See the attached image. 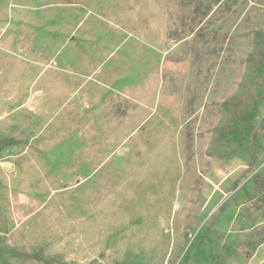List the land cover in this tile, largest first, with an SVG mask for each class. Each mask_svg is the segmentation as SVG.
Here are the masks:
<instances>
[{"label":"rangeland","instance_id":"1","mask_svg":"<svg viewBox=\"0 0 264 264\" xmlns=\"http://www.w3.org/2000/svg\"><path fill=\"white\" fill-rule=\"evenodd\" d=\"M260 33L264 0H0V264H264Z\"/></svg>","mask_w":264,"mask_h":264},{"label":"trees","instance_id":"2","mask_svg":"<svg viewBox=\"0 0 264 264\" xmlns=\"http://www.w3.org/2000/svg\"><path fill=\"white\" fill-rule=\"evenodd\" d=\"M260 39L264 42V33H260ZM263 59L262 53H254L252 56V59L250 62L253 64H256L258 61ZM248 95L249 92H252L250 87L246 88ZM247 92L245 94H242L238 97L236 102H234L232 108H231V115L234 118L239 117L246 106L249 105L250 98L247 95ZM229 131V125L225 124L219 131L221 136H224ZM264 137V117L259 121L258 125L254 128L251 139L252 141H255L258 138ZM0 143L2 145H6V142L4 139L0 138ZM264 185V176L261 181ZM204 187V182L202 179L198 180L197 183L190 189L189 191V198L187 200V217L185 220V227L189 228L192 226L194 221V213L197 209H199L201 202H202V189ZM263 195H264V187L262 189ZM264 198V197H263ZM263 198H258V201L264 200ZM261 203L256 202V200H253L250 202V209H256L258 206H260ZM251 242L247 243V245H240L238 247V252L245 260H249L252 256L251 252V245L254 244H262L264 243V223L257 225L251 235ZM18 261L20 264H52V262L48 259L42 258L39 255L36 254H20L18 255Z\"/></svg>","mask_w":264,"mask_h":264}]
</instances>
